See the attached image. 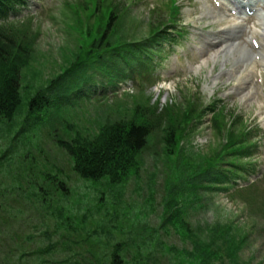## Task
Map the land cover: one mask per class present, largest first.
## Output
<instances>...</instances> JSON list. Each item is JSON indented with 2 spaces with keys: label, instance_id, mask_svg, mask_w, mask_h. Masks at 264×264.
<instances>
[{
  "label": "rangeland",
  "instance_id": "374dc122",
  "mask_svg": "<svg viewBox=\"0 0 264 264\" xmlns=\"http://www.w3.org/2000/svg\"><path fill=\"white\" fill-rule=\"evenodd\" d=\"M28 1L1 24L0 97L18 76L19 100L0 117V230L16 246L0 264H264V52L233 72L199 53L219 27L205 0H179L188 35L171 54L167 0ZM148 120L133 164L75 170L64 144L95 156L113 125Z\"/></svg>",
  "mask_w": 264,
  "mask_h": 264
},
{
  "label": "trees",
  "instance_id": "16d2710c",
  "mask_svg": "<svg viewBox=\"0 0 264 264\" xmlns=\"http://www.w3.org/2000/svg\"><path fill=\"white\" fill-rule=\"evenodd\" d=\"M28 5V0H0V37L2 31L4 30L3 27H5L1 24H4L10 19V17L18 13L19 11H21V9H24ZM115 18L117 20L116 15ZM112 24L115 25L116 23H113L111 14L110 21L106 25V31L103 38H106L107 32L114 27ZM100 41H102V39ZM100 41H94L92 43V46L97 48ZM18 78L19 77L17 76L12 84V94L9 99L0 97V117L10 119L7 117L12 116L14 109L18 104ZM153 122V120H148L142 123L130 121L121 125H113L111 130V138L109 140L102 141L97 147H95V156L86 155L91 149V145L88 143V141H83L81 143V152L79 147H76L79 149V151H75L76 149L75 147H73V145L64 144V147L68 149L70 156L75 159V170L82 176L88 178H97L102 174L108 175L109 172L114 168V166L116 167L115 169H113V171H117L121 168H124V164L130 165L134 163L136 154L141 152L147 146L148 139L154 131V127L152 126ZM111 146H114L111 151V153H114L111 155H107ZM108 158L109 160H106ZM211 178H213V181L216 180L215 171L213 172ZM1 234L2 233L0 230V235ZM1 237L4 238V240L1 241ZM5 237L6 234H2L0 236V244L2 243L0 245V251L2 253L6 252L10 257L15 253L14 248H16V246L13 247L12 242L8 243V241L5 240Z\"/></svg>",
  "mask_w": 264,
  "mask_h": 264
},
{
  "label": "bare ground",
  "instance_id": "6f19581e",
  "mask_svg": "<svg viewBox=\"0 0 264 264\" xmlns=\"http://www.w3.org/2000/svg\"><path fill=\"white\" fill-rule=\"evenodd\" d=\"M235 4H237V2H235ZM218 54H221L222 56H219ZM244 57V49L237 46L236 44H227L226 47L218 52L217 54H215L214 56H212L211 58H209V60L213 63H217L220 62V60L217 59H224L228 62H234L235 66L237 68H239L241 66L240 62ZM239 60V63H238ZM206 63H208V60H205ZM228 68V67H226ZM223 77L222 74L218 75L216 79L213 80L214 83H216L217 81H219L221 78ZM245 85L244 81H239V86L242 87Z\"/></svg>",
  "mask_w": 264,
  "mask_h": 264
}]
</instances>
